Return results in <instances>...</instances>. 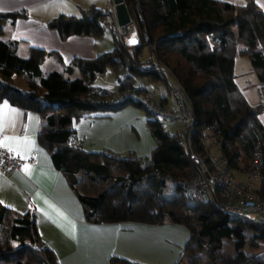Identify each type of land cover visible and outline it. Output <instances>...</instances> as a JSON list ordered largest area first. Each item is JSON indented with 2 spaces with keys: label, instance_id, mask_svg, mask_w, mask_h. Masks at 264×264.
<instances>
[{
  "label": "trees",
  "instance_id": "16d2710c",
  "mask_svg": "<svg viewBox=\"0 0 264 264\" xmlns=\"http://www.w3.org/2000/svg\"><path fill=\"white\" fill-rule=\"evenodd\" d=\"M123 2L137 43L123 45L111 33L112 49L92 59L74 58L64 72L43 74L40 64L46 51L29 48L28 56L21 57L16 53V40L0 39V100L40 114L38 142L65 176L87 222L184 226L189 234L173 264H264L259 250L264 244V221L225 212L218 193L215 200L193 201L174 183L196 174L195 164L176 139L177 132L164 131L139 101H96L88 95L95 88L107 89L93 83L107 68L116 72V87L107 89L110 93L125 87L142 92L148 87L135 84L141 77L161 84L168 92L172 82H178L196 119L193 140L197 149L205 154V139L211 134L228 168L242 170L256 152L264 155V125L259 119L264 103L252 106L247 102L235 83L233 63L237 54H247L259 82H264V14L252 0L241 5L225 0ZM102 12L90 6L78 16L59 14L46 24L61 38L97 36L104 31L95 19ZM25 15L24 10L0 11V33L7 20L12 24ZM14 74L22 75L30 91L11 81ZM127 105L141 109L155 139L146 164L132 153L87 151L76 142L74 121ZM208 124L215 126L210 134L205 130ZM206 160L212 166V160ZM254 191L264 198V169ZM227 242L233 254L226 251ZM0 264H60L41 240L34 214L20 213L1 202ZM108 264L140 263L111 255Z\"/></svg>",
  "mask_w": 264,
  "mask_h": 264
},
{
  "label": "crops",
  "instance_id": "0c3cea01",
  "mask_svg": "<svg viewBox=\"0 0 264 264\" xmlns=\"http://www.w3.org/2000/svg\"><path fill=\"white\" fill-rule=\"evenodd\" d=\"M225 1L241 5L249 0ZM252 1L264 14V0ZM112 4V0H105L101 9H109ZM90 6L96 7L85 0H0V11L24 10L26 13L12 24L8 20L5 22L0 39L16 40V53L21 57L28 56L29 48L46 51L40 64L43 74L53 70L64 72V67L72 59H92L114 45L112 34L106 35L105 30L97 36L70 34L61 38L56 29L46 24L59 14L78 16ZM133 36L137 38L134 26L128 38ZM44 64L47 65L45 70ZM236 65L240 74L245 73V86H238L235 73L234 79L247 102L252 106L262 103L257 99L256 87H264V82H259L248 55L237 54L233 72ZM146 81L148 84L144 85L141 80L139 83L144 87L162 86L147 78ZM25 85L26 88L17 86L30 91L28 84ZM110 86L114 89L116 82L102 87ZM161 88L157 99L172 103L170 92L163 86ZM262 114L259 115L260 121ZM140 115L141 112L133 105L107 114H86L73 122L75 140L87 151H110L121 155L132 153L149 159L155 139ZM0 123L3 125L0 140L15 138L9 141L10 147L17 149L12 152L26 160L17 170L0 171V202L20 213L28 211L34 214L41 240L55 252L60 264H108L111 255L146 264H172L179 259L189 234L184 226L168 222L146 224L131 221L93 224L85 220L76 194L63 173L53 166L47 149L38 142L37 132L41 123L38 112L0 100ZM168 125L174 127L172 131L167 128L172 133L180 127L179 122ZM210 138L205 139V155L213 161L219 150L215 141L210 145ZM17 140L27 142L17 144ZM25 165L28 171H25ZM234 175L241 177L236 172ZM51 238L61 243L55 244L52 242L55 239Z\"/></svg>",
  "mask_w": 264,
  "mask_h": 264
},
{
  "label": "built area",
  "instance_id": "2783aa9c",
  "mask_svg": "<svg viewBox=\"0 0 264 264\" xmlns=\"http://www.w3.org/2000/svg\"><path fill=\"white\" fill-rule=\"evenodd\" d=\"M95 19L102 23L104 30H109L122 44H127V26L117 22L114 5L105 10ZM129 44V43H128ZM162 87V86H161ZM161 87L152 86L145 88L142 92L136 93L130 88L115 90L110 93L105 89H92L89 96L96 97V101L129 99L143 103L159 121L160 127L167 130V123L179 122L177 129V141L181 145L191 162L196 166V174L174 183L182 192L193 201H204L217 199L220 196L219 205L231 215H250L264 221V198L259 197L254 191V183L261 178L264 169V155L261 151L255 153L248 165L234 171L241 174L236 177L234 172L228 168L227 160L219 153L213 158L212 166L207 163L205 155L199 151L194 143V125L196 119L193 115L190 100L187 93L178 82H172L170 95L172 103L161 102L157 99ZM256 95L259 102H264V87H256ZM215 128L208 124L205 130L210 132ZM143 164L149 159L141 157ZM26 160L20 155L0 147V171L7 173L19 169Z\"/></svg>",
  "mask_w": 264,
  "mask_h": 264
},
{
  "label": "rangeland",
  "instance_id": "374dc122",
  "mask_svg": "<svg viewBox=\"0 0 264 264\" xmlns=\"http://www.w3.org/2000/svg\"><path fill=\"white\" fill-rule=\"evenodd\" d=\"M86 2H88V1H91L92 3H94L95 5H96V7H98V8H102V7H104V3H105V0L103 1V0H85ZM101 10H103V12L105 11V10H108L107 8H105V9H101ZM133 29V26H128V28H127V35H129V33H130V31ZM135 29V28H134ZM105 31H107L106 32V35H110L109 33H111L109 30H105ZM128 39V36H126V40ZM123 45H126V46H129V44H128V41H127V44H123ZM46 64H44L43 65V69L45 70L46 69ZM240 72V69H239V67L236 65L235 66V71H234V73L236 74V82H237V84H238V86H240V87H243V86H245V73H243V74H240L239 73ZM119 75L120 74H122L121 72H119L118 73ZM143 78V79H142ZM140 80H141V82H143L144 83V85L145 84H148L147 83V81H146V78H144V77H141V78H136V81H135V84H138L139 82H140ZM143 80V81H142ZM11 81L12 82H14L15 84H17L18 86H21V87H23V88H26V82H24V80L22 79V75H20V74H14L12 77H11ZM115 82H116V72L112 69V68H107V70L102 74V75H97L96 77H95V79L93 80V83L95 84V85H99V86H108V85H112V84H115ZM140 84V83H139ZM159 85H161V84H159ZM29 87V86H28ZM114 86H110V87H107V88H113ZM30 89V88H29ZM39 91V90H38ZM109 91H111V90H109ZM111 93H113V91L111 92ZM161 101V100H160ZM161 102H164V101H161ZM166 103V102H165ZM140 112H141V115H140V117H141V119H143V121H144V123H145V125H146V119H145V116H144V114L142 113V111H141V109H139L138 107H136ZM264 113V112H263ZM261 119H262V123L264 124V114H262V116H261ZM168 124H170V123H167L166 124V127L169 129V131H172L173 129H174V127L173 126H169ZM146 127H147V125H146ZM178 129V128H177ZM177 132V131H176ZM172 133V132H171ZM209 134H210V132H209ZM211 138H210V141H212L211 143H210V145H212L213 143H214V138H213V136H211V134L209 135ZM208 136V137H209ZM209 145V146H210ZM214 151V148L212 149V152ZM205 155V154H204ZM205 157H206V155H205ZM141 158V157H140ZM207 158V157H206ZM210 165V164H209ZM171 185V184H170ZM220 197V196H219ZM51 239H55V240H52V242H54L55 244H59V243H61V241H59V240H57L56 238H51ZM56 246V245H55ZM56 248V247H55ZM225 249H226V251L228 252V253H230V254H233V250H232V247H231V244H230V242H227V243H225ZM56 250V249H55ZM245 250H247L246 248H245ZM259 250H260V258L261 259H263L264 260V244H261V246L259 247ZM248 251V250H247ZM118 256V255H117ZM119 257H122V258H126V259H128V260H131V261H134V262H137V263H140V264H146V263H143V262H141V261H138V260H134V259H132V258H128V257H124V256H119ZM173 264V263H172ZM182 264H184V263H182Z\"/></svg>",
  "mask_w": 264,
  "mask_h": 264
},
{
  "label": "water",
  "instance_id": "95a60500",
  "mask_svg": "<svg viewBox=\"0 0 264 264\" xmlns=\"http://www.w3.org/2000/svg\"><path fill=\"white\" fill-rule=\"evenodd\" d=\"M113 5H114V11H115V16L117 19L118 24L120 25H128L129 22L131 21L129 13L127 11V8L123 2V0H112ZM135 40V42H131ZM128 43L130 45H134L137 43V38L135 36L129 37L128 38Z\"/></svg>",
  "mask_w": 264,
  "mask_h": 264
},
{
  "label": "snow or ice",
  "instance_id": "6c2138e0",
  "mask_svg": "<svg viewBox=\"0 0 264 264\" xmlns=\"http://www.w3.org/2000/svg\"><path fill=\"white\" fill-rule=\"evenodd\" d=\"M131 42H135V40L133 39V41ZM5 108L7 107V105L4 106ZM3 130V125L2 123H0V131ZM15 138H10V137H4L3 140H0V147H5V148H8L9 151H17V149H14L12 147H10V144H9V141L13 140ZM27 141L24 140V141H20V140H17V144H24L26 143ZM25 171H28V166L25 165Z\"/></svg>",
  "mask_w": 264,
  "mask_h": 264
}]
</instances>
